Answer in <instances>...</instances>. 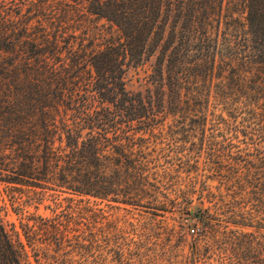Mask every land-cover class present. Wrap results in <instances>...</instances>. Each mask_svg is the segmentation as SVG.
Masks as SVG:
<instances>
[{
    "label": "trees",
    "instance_id": "16d2710c",
    "mask_svg": "<svg viewBox=\"0 0 264 264\" xmlns=\"http://www.w3.org/2000/svg\"><path fill=\"white\" fill-rule=\"evenodd\" d=\"M262 231L264 0H0V264H264Z\"/></svg>",
    "mask_w": 264,
    "mask_h": 264
},
{
    "label": "rangeland",
    "instance_id": "374dc122",
    "mask_svg": "<svg viewBox=\"0 0 264 264\" xmlns=\"http://www.w3.org/2000/svg\"><path fill=\"white\" fill-rule=\"evenodd\" d=\"M148 68V63H146L144 66L142 67H138L136 69L130 67L125 74V84H126V88L129 91L132 90H137L139 89L138 87V78H141L142 76L146 75V71ZM192 202H196V197L193 196L192 197ZM182 200H180L177 197H171L168 199L167 201V206H168V210L169 212H165L164 216L161 217V223H162V227H167L169 228L174 235V238L172 239V242L174 243V245H178L180 248H182L185 252L188 250V245L192 240L193 235H195V233H192L191 231H189L190 228H195L198 229V225L194 224V223H189L187 226H182L183 222H186L184 219H182L180 217V215H178L177 213H175L176 208L181 206ZM151 204L145 203V202H141L140 203V207H135L132 206V230L134 229L135 225V220H134V213H136L139 210H149V208L151 207ZM40 213L43 214H47L48 212H45L42 208L38 210ZM12 219H14V217H11ZM189 222V221H187ZM164 231V230H163ZM198 231V230H197ZM188 232V233H187ZM262 233L264 234V231H262ZM181 237H177V235H180Z\"/></svg>",
    "mask_w": 264,
    "mask_h": 264
}]
</instances>
